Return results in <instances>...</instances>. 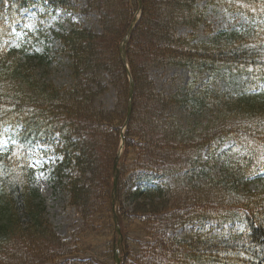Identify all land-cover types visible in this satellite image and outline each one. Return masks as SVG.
I'll return each instance as SVG.
<instances>
[{
  "label": "trees",
  "instance_id": "trees-1",
  "mask_svg": "<svg viewBox=\"0 0 264 264\" xmlns=\"http://www.w3.org/2000/svg\"><path fill=\"white\" fill-rule=\"evenodd\" d=\"M6 1L11 4L7 13H12V18H16L17 12V8H12L14 2H31L0 0V5ZM47 1L53 6L78 10V0ZM201 1L205 2L202 8ZM207 6L242 14L250 21L239 28L220 29L212 41H197L193 32L190 36L176 34L179 25L198 28ZM136 10V0H85L82 12L97 14L100 32L82 27L68 32L51 31L69 59L67 84L57 86L49 79L48 62L43 61V56L36 61L13 56L8 62L0 56V63L5 62L0 65V126L17 117L22 125L16 138L18 144L58 138L55 153L61 154L62 159L56 170L59 178H65L61 187L68 193L69 205L83 220L77 234L69 242L62 241L51 230L44 210L39 208L41 203L35 202L39 195L32 191V195H27L12 183L10 192L0 202V264H100L99 260L107 263L109 252L105 250L96 251L87 260L81 259L87 255L83 254L81 242L83 237L98 231L110 235L111 162L127 95L118 47ZM4 16L0 8V33L9 30ZM126 52L135 80L146 63L151 67L177 65L193 79L188 76V80L180 81L175 86L176 95L167 100L156 92L153 83L145 79L135 81L138 93L125 145L137 157L131 164L127 159L130 152L125 151L118 201L121 211L131 207V214L125 218L143 223L146 238L132 243L124 264H264V188L250 191L249 181L241 171V164L248 167L264 153V0H142ZM252 79L258 81L254 91L255 84L247 85ZM212 84L222 91L226 92L228 87L230 90L224 108L209 120L213 129L209 135L178 113L191 107L202 113L204 103L199 101L211 92ZM110 85L116 88L118 96L114 108L99 105ZM196 138L220 143L229 140L233 151L218 160L228 165L224 174L211 168L193 173L192 168L187 173L171 175L187 177L188 187L201 196L182 202L181 213L191 216L196 212L206 218L218 215L228 221L237 211L238 220L250 229L237 230L228 238L213 241L200 231L168 235L166 228L159 226L158 215L136 204L137 195L132 191L123 190L133 180L138 183L144 165L153 159L192 163L193 156L183 151ZM19 157L0 160V184L11 183L9 178L17 176ZM170 170L174 168L168 166L165 174ZM151 220L154 225L148 228Z\"/></svg>",
  "mask_w": 264,
  "mask_h": 264
},
{
  "label": "rangeland",
  "instance_id": "rangeland-1",
  "mask_svg": "<svg viewBox=\"0 0 264 264\" xmlns=\"http://www.w3.org/2000/svg\"><path fill=\"white\" fill-rule=\"evenodd\" d=\"M209 20L212 22V28H220L227 24L230 20L227 16H224L221 10L209 11ZM54 19V18H52ZM33 24H28L29 28ZM206 32V31H204ZM199 30L198 35L201 38H206L207 34ZM56 79L61 80L59 74H56ZM36 186L39 188L42 196H44L47 208L49 210V216L57 231L61 236L67 237L69 231L73 225V213L70 209L64 207L63 198L58 193H54L50 187V184L46 180V176L43 173L36 175ZM99 242V241H98Z\"/></svg>",
  "mask_w": 264,
  "mask_h": 264
}]
</instances>
